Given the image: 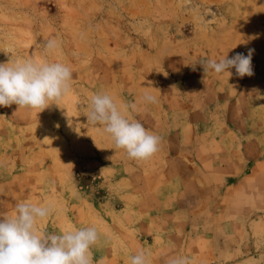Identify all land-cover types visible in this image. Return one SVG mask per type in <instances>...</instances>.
<instances>
[{
	"label": "rangeland",
	"instance_id": "374dc122",
	"mask_svg": "<svg viewBox=\"0 0 264 264\" xmlns=\"http://www.w3.org/2000/svg\"><path fill=\"white\" fill-rule=\"evenodd\" d=\"M249 49L252 76L199 63ZM10 58L64 63L72 80L40 113L0 107V219L29 202L53 209L41 233L95 226L94 264L139 251L147 264H264V0H0ZM97 93L135 105L126 117L161 138L150 159L87 124Z\"/></svg>",
	"mask_w": 264,
	"mask_h": 264
},
{
	"label": "clouds",
	"instance_id": "9594fccd",
	"mask_svg": "<svg viewBox=\"0 0 264 264\" xmlns=\"http://www.w3.org/2000/svg\"><path fill=\"white\" fill-rule=\"evenodd\" d=\"M55 39L47 40L43 47L52 52L58 47ZM237 53L219 61L207 59L199 62L204 72L228 73L235 68L243 78L252 76V53ZM72 71L61 62H38L28 58L9 59L0 63V107L12 104L20 108L39 109V113L58 102L71 89ZM145 101L155 103L156 97L145 94ZM135 105L121 106L107 93L93 94L87 124L102 128L110 136L115 149L124 150L129 159L144 161L158 150L161 138L147 130L139 120L129 119L124 114ZM111 159V158H110ZM53 212L51 205L20 202L11 216L0 219V264H94L92 247L98 242L95 226L63 230L59 234L41 233L38 221H43ZM130 264H147L143 251L130 257ZM168 264H188L184 258H172Z\"/></svg>",
	"mask_w": 264,
	"mask_h": 264
}]
</instances>
